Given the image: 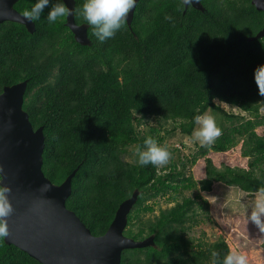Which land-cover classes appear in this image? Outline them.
Here are the masks:
<instances>
[{
  "label": "trees",
  "instance_id": "trees-1",
  "mask_svg": "<svg viewBox=\"0 0 264 264\" xmlns=\"http://www.w3.org/2000/svg\"><path fill=\"white\" fill-rule=\"evenodd\" d=\"M75 2L79 9L84 0ZM200 2L205 12L185 9L181 0H139L131 26L124 23L104 43L89 26V46L75 41L66 17L48 23V8L33 34L18 23L0 24V94L28 82L23 110L34 130L43 127L44 175L60 185L77 170L66 207L101 236L120 204L139 193L124 233L135 241L153 236L155 246L125 250L121 264H211L212 251L222 259L230 251L223 237L208 242L203 231L197 237L193 232L210 220L202 193L216 183L246 195L264 187V96L254 79L264 64V38L248 40L264 27V13L251 0ZM32 3L20 0L14 8L23 15ZM75 22L87 24L78 13ZM204 112L221 135L202 156L235 152L240 145L247 168L220 169L206 158L204 177H187L179 148L169 150V165L137 163L135 151L146 137L168 147L177 133L191 136L195 115ZM151 121L157 125L148 126ZM184 191L191 196L179 201ZM165 197L172 207L141 217ZM0 264L40 263L3 240Z\"/></svg>",
  "mask_w": 264,
  "mask_h": 264
},
{
  "label": "water",
  "instance_id": "water-1",
  "mask_svg": "<svg viewBox=\"0 0 264 264\" xmlns=\"http://www.w3.org/2000/svg\"><path fill=\"white\" fill-rule=\"evenodd\" d=\"M19 1L0 0V24L18 23L33 34L35 23L14 8ZM181 1L185 9L191 5L196 10L205 11L200 0ZM65 3L70 9L75 8V0H65ZM251 3L257 11L264 13V0H251ZM135 9L128 15L129 27ZM65 25L78 44L90 45L87 24L78 25L75 15H69ZM261 38H264V27L248 40L254 42ZM27 83L6 86L0 94V168L3 169L0 178L11 188L9 195L14 207L8 218L10 234L5 242L40 264H121L124 250L155 246L153 236L135 241L124 235L138 192L120 204L110 227L101 236L92 235L79 217L66 207L77 170L60 185L53 184L44 175L43 127L34 130L29 115L23 110Z\"/></svg>",
  "mask_w": 264,
  "mask_h": 264
},
{
  "label": "clouds",
  "instance_id": "clouds-1",
  "mask_svg": "<svg viewBox=\"0 0 264 264\" xmlns=\"http://www.w3.org/2000/svg\"><path fill=\"white\" fill-rule=\"evenodd\" d=\"M136 4L137 0H84L81 8L70 9L65 0H55L54 3L53 0H33L31 8L26 9L23 15L27 20L35 22L41 18L44 10L48 8L46 19L48 23L52 24L59 18L78 13L87 25L93 29V34L97 40L104 43L106 40L113 38L122 28L129 13L135 9ZM166 19H170V17H166ZM254 79L259 94L264 96V64L256 67ZM194 122L197 127L193 130L192 137L201 144L210 146L221 135V130L217 126L215 118L207 112L195 115ZM135 155L140 166L149 164L163 166L170 159L168 147L158 143L151 136L143 140V146L136 149ZM0 177H3L2 168H0ZM3 181L4 179L0 178V241H3L10 234L8 218L14 212L9 195L11 188L5 185ZM248 207L251 209L248 222L254 224L259 233L264 234V187H260L255 191L248 202ZM211 257V264H248L246 255L236 251H229L222 259L219 258L216 251H212Z\"/></svg>",
  "mask_w": 264,
  "mask_h": 264
},
{
  "label": "rangeland",
  "instance_id": "rangeland-1",
  "mask_svg": "<svg viewBox=\"0 0 264 264\" xmlns=\"http://www.w3.org/2000/svg\"><path fill=\"white\" fill-rule=\"evenodd\" d=\"M221 107L227 113L239 114L237 109H232L224 104H221ZM207 113L211 115L210 112ZM262 113L264 114V110ZM149 124L148 126L157 125L153 121ZM166 127L172 129L174 125L168 124ZM144 128L146 127L144 126L142 129ZM167 143L168 150L171 148H179L178 156L186 163L184 172L187 177L192 176L198 180L204 177L206 158H211L213 164L220 169L225 166H241L247 168V159H242L240 145L235 152L215 154L209 150L207 155L203 157L201 151L207 145L194 140L192 135L187 136L177 133L175 136H171ZM171 155L172 153L170 152V159L166 165L170 164ZM173 156L175 159L178 157L174 154ZM193 157H197V163L195 165L187 163V160ZM179 167L182 168L181 165ZM186 196H191V192L184 191L179 196V201H182ZM202 196L209 202L210 220L204 218L194 228L193 232H195V236H199L200 231H203L208 242H214L220 237H223L229 245L230 251H236L246 255L248 264H264V249L262 247L264 234L259 233L256 226L248 222V215L251 211L248 207V202L251 200L253 194L246 195L236 187H227L224 184L216 183L211 192L202 193ZM155 202V211L153 213L143 214L141 217L144 220L147 218L152 219L159 215L160 209L170 208L174 205L167 201V197L159 198Z\"/></svg>",
  "mask_w": 264,
  "mask_h": 264
},
{
  "label": "flooded vegetation",
  "instance_id": "flooded-vegetation-1",
  "mask_svg": "<svg viewBox=\"0 0 264 264\" xmlns=\"http://www.w3.org/2000/svg\"><path fill=\"white\" fill-rule=\"evenodd\" d=\"M202 12V11H201ZM205 12V11H204Z\"/></svg>",
  "mask_w": 264,
  "mask_h": 264
}]
</instances>
